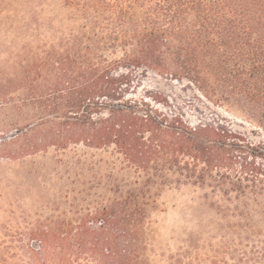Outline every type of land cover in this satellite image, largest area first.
Masks as SVG:
<instances>
[{"label": "trees", "instance_id": "1", "mask_svg": "<svg viewBox=\"0 0 264 264\" xmlns=\"http://www.w3.org/2000/svg\"><path fill=\"white\" fill-rule=\"evenodd\" d=\"M262 29L264 0H0V65L24 62L25 39L51 37L63 41V51L50 63L47 55L41 67L56 69L59 82L74 74L72 86L36 98L43 103L39 119L52 112L58 120L53 126L60 128L43 140L61 147L114 146L127 164L146 170L144 191H127L98 210L102 226L86 231L94 248L100 247V234L116 232L114 240L106 236L110 251L101 249L102 259L132 264L135 257L136 264H145L136 253L138 231L154 207L143 199L152 191L161 197L186 189L192 196L184 209L194 224L187 235V264H264V174L221 173L236 163L229 135L158 121L142 102L126 98V81L113 76L117 64L105 55L121 52L137 68L173 60L192 82L214 89L226 79L236 88L261 78L264 58L235 40L262 35ZM20 72L9 79L0 71L1 103L11 101ZM151 159L149 174L142 165ZM115 240L128 250L112 251Z\"/></svg>", "mask_w": 264, "mask_h": 264}, {"label": "rangeland", "instance_id": "2", "mask_svg": "<svg viewBox=\"0 0 264 264\" xmlns=\"http://www.w3.org/2000/svg\"><path fill=\"white\" fill-rule=\"evenodd\" d=\"M60 42L51 37L25 39L22 68L20 62L0 65L5 77L12 79L15 71H21L23 78L13 85L11 101L0 102V264H112L100 253L101 249L109 253L106 238H114L116 232L100 234V247L94 248L97 244L85 238L86 231L102 226L101 219L95 218L98 210L127 191H144L146 170L127 164L114 146L96 149L79 143L61 147L43 140L57 135L60 128L53 126L58 120L52 112L39 119L44 110L36 98L74 83V74L59 82L56 69L41 67L47 55L50 63L62 53ZM235 42L246 43L250 46L247 52L264 58V29L262 35ZM105 55L117 64L113 76L126 81V98L142 102V109L158 121H178L229 135L236 163L221 173L233 176L254 169L263 176L264 72L256 83L248 80L234 88L225 79L214 90L190 81L173 60L163 66L137 68L123 61L121 52ZM142 166L153 173L152 159ZM152 192L150 199H143L154 208L138 231V259L145 264H187V235L194 224L184 206L192 192L165 191L161 197ZM115 241L112 251L128 250ZM131 259L136 264L137 258Z\"/></svg>", "mask_w": 264, "mask_h": 264}]
</instances>
